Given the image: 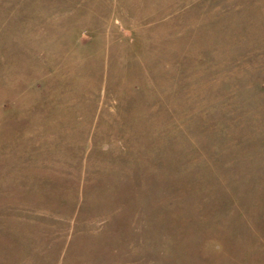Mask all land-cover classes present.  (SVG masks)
I'll return each instance as SVG.
<instances>
[{"label":"rangeland","instance_id":"obj_1","mask_svg":"<svg viewBox=\"0 0 264 264\" xmlns=\"http://www.w3.org/2000/svg\"><path fill=\"white\" fill-rule=\"evenodd\" d=\"M0 264H264V0H0Z\"/></svg>","mask_w":264,"mask_h":264}]
</instances>
